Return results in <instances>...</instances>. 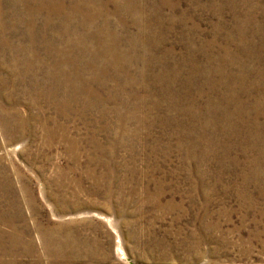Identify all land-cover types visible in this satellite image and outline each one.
Listing matches in <instances>:
<instances>
[{"label":"rangeland","instance_id":"374dc122","mask_svg":"<svg viewBox=\"0 0 264 264\" xmlns=\"http://www.w3.org/2000/svg\"><path fill=\"white\" fill-rule=\"evenodd\" d=\"M263 61L264 0H0L19 263L264 264Z\"/></svg>","mask_w":264,"mask_h":264},{"label":"bare ground","instance_id":"6f19581e","mask_svg":"<svg viewBox=\"0 0 264 264\" xmlns=\"http://www.w3.org/2000/svg\"><path fill=\"white\" fill-rule=\"evenodd\" d=\"M244 29V28H243ZM103 43V42H102ZM100 47V46H99ZM102 48V47H101ZM233 49V48H232ZM234 51V50H233ZM222 53V52H221ZM264 62V61H263ZM252 68V67H251ZM221 76V75H220ZM231 76V75H230ZM248 78V77H247ZM239 81V80H238ZM246 81V80H245ZM245 83V82H244ZM215 87V86H214ZM257 87V86H256ZM236 90V89H235ZM231 92V91H230ZM235 94V93H234ZM262 98V97H261ZM244 99V98H243ZM255 99V98H254ZM227 100V99H226ZM228 101V100H227ZM238 102V101H237ZM231 106V105H230ZM253 107V106H252ZM235 113L243 116L245 112V105L244 103L240 104V107L235 108ZM262 111V110H261ZM226 112V111H225ZM217 113V112H216ZM224 113V112H223ZM263 113V112H262ZM249 116V115H248ZM238 117V116H237ZM245 117V116H244ZM242 119V118H241ZM201 120V119H200ZM233 120V119H232ZM247 120V119H246ZM258 120V119H257ZM224 121V120H223ZM243 121V120H241ZM233 123L235 129L236 127L240 126L238 123L235 124L233 121H229ZM245 122V121H244ZM244 122L242 123V128L245 127ZM228 124V123H227ZM6 126V123L5 125ZM250 127V126H249ZM200 128V127H199ZM213 128V127H212ZM55 127H48L49 133L55 132ZM234 130V129H233ZM6 131V130H4ZM240 131V130H239ZM203 132V131H202ZM258 132V131H257ZM249 134V133H248ZM256 134V133H255ZM263 136V135H262ZM17 139L23 138V134H18ZM211 137V136H210ZM262 138V137H261ZM14 139V138H12ZM222 141V140H221ZM248 144V142H247ZM257 148V147H256ZM259 163V162H258ZM13 219L11 217H5L0 213V264H21L19 263L20 259L23 257L22 248L26 246H31L32 249L35 246L34 237L31 236L30 231L28 229L22 230L18 228L13 223ZM41 236V234H40ZM60 242H69L64 241L63 239L59 238ZM36 248V247H35ZM34 248V249H35ZM29 253V252H28Z\"/></svg>","mask_w":264,"mask_h":264}]
</instances>
